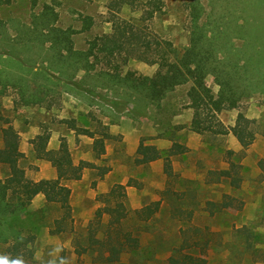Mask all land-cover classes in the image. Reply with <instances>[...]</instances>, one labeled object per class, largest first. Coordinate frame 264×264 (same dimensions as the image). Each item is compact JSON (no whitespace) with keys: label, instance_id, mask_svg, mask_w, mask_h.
Listing matches in <instances>:
<instances>
[{"label":"rangeland","instance_id":"rangeland-1","mask_svg":"<svg viewBox=\"0 0 264 264\" xmlns=\"http://www.w3.org/2000/svg\"><path fill=\"white\" fill-rule=\"evenodd\" d=\"M193 1L165 0L156 17L142 23L148 39L171 41L181 56L190 45ZM201 2L206 9L201 22L208 20L206 16L212 8L217 14L231 9L239 25L261 30L264 36V0ZM110 3L111 0H11L0 5V69L9 78L22 76L28 80L37 91L31 89L33 93L28 92L27 96L31 94L42 101L23 105L20 88L0 81V147L4 144L2 128L23 134L25 153L21 163L30 178L36 175L39 160L44 159V151L29 146L32 140L28 131L32 128L31 136L36 134L34 131L42 134L52 129L67 134L68 126L74 123L97 135L107 126L111 135L106 153L98 159L93 154V139L85 136L73 140L70 151L74 159L83 153L88 161L92 158L94 165L86 178L71 188L72 212L67 220L58 206H42V199L31 204L22 222L35 236L30 245L34 261L23 258L24 264H48L57 247L63 249L59 255L68 257L71 264H95L98 255L93 253V242L103 243L108 237L110 219L103 212L102 195L117 184L126 185L131 219L125 227L134 232L137 245L136 250L123 254V264H164L182 243L193 245L195 241L200 244L188 251L206 258L208 264H264V80L238 108L218 115L225 125L223 134L198 133L191 129V83L176 87L155 102L145 93L133 92L122 79L129 71L139 77L152 76L157 65L131 58L121 64L118 78L104 73L113 72L106 62L88 72L66 52L65 58L59 57L50 43L28 42L23 34L35 15L50 5L58 14L55 25L64 29L80 30L85 17L93 19L90 30L73 36L74 49L85 51L96 36L116 31L117 17L137 22L143 14V8L133 4L111 11ZM214 19L222 20L219 16ZM223 19L228 20L227 14ZM233 41L241 46L244 40L237 34ZM259 42L264 45V37ZM122 57L118 56L116 62L120 63ZM255 67L264 74V65ZM205 83L218 92L213 75L208 74ZM241 115L250 119L256 136L245 149L232 132ZM141 142L164 153L174 143L185 148L183 153L170 156L172 176L165 172L164 156L143 162L138 154ZM77 152L80 153L76 157ZM227 170L241 179L239 187L223 174ZM7 174V169L0 168V178ZM154 202H160V208L150 219L135 215L136 210ZM224 202L231 204L218 207ZM52 229L57 233H52ZM81 245L89 249L79 255L77 248ZM8 246L0 242V254H8Z\"/></svg>","mask_w":264,"mask_h":264},{"label":"trees","instance_id":"trees-1","mask_svg":"<svg viewBox=\"0 0 264 264\" xmlns=\"http://www.w3.org/2000/svg\"><path fill=\"white\" fill-rule=\"evenodd\" d=\"M220 1L230 3L229 0ZM10 2L11 0H0V5ZM201 3V0H194L191 4L190 45L181 56L178 55L171 41L157 37L150 40L145 33L144 22L156 17L165 5V0H111V11L121 10L126 4H133L141 6L143 14L137 22L117 17L116 31L96 36L89 41V47L85 51L74 49L73 36L90 30L94 25L93 19L85 17L80 30L72 27L64 29L55 25L58 14L50 5H45L43 11L35 15L34 22L27 26L25 31L23 30V34L28 42L39 45L50 43V47L59 57L65 58L63 55L66 52L88 72L92 71L97 64L106 62L113 72L107 70L104 73L118 78L121 64H127L131 58L157 65L158 69L152 76L139 77L136 73L129 71L122 81L129 85L133 92L145 93L155 102L161 101L176 87L191 83L188 90V97L193 108L191 129L198 133L210 132L220 135L225 132V125L218 115L224 110L238 108L244 99L260 88L261 81L264 80L262 71L255 67V65L258 67V64L264 65V55H261V52H264V45L259 42L260 37L264 36H261V30H252V28L250 30V26L239 25L236 22L238 18H234L235 14L231 9H228L227 13L217 14V10L212 8L210 15L206 16L208 20L201 22L206 10ZM226 14L228 20L223 19ZM213 16H219L225 22L215 20ZM236 33L244 40L241 46H236L233 41ZM19 40L24 41L22 38ZM118 56H123L122 63L116 62ZM208 74L214 76L219 86L218 92L205 83ZM0 81H7L8 84L20 88L23 105L42 102L40 97L31 96V94L27 96L28 92L33 93L31 89L37 91V88H33L22 76L20 79H12L4 76L0 69ZM250 124V119L241 115L236 125L232 127V132L244 149L248 148L256 137ZM70 127L79 134L93 139L92 150L97 158L106 153V142L111 136L106 130L107 126H104L105 131L100 135L88 128L78 127L74 123H70ZM1 133L4 144L0 147V168L7 169L8 174L0 178V242L9 244L7 252L11 256L18 255L34 261L30 245L34 242L35 236L22 222L24 214L29 212L32 201L38 194H44L47 200L46 205H55L64 210L63 219L67 220L72 212V190L64 182L81 179L84 168L92 167L94 164L85 160L75 164L72 152L65 142L58 150H48L47 144L51 133L44 132L38 135L33 143L44 150L43 158L52 163L58 176L56 179L35 181L26 175V169L22 166L24 153L20 150L21 138L18 131L4 127ZM184 150L182 145L174 143L164 153L154 145H145L141 142L138 154L145 164L164 156L165 172L172 176L170 156L183 153ZM223 174L231 177L232 185L239 187L240 178L235 177L230 170L223 171ZM125 190L126 185L117 184L110 192L102 195L105 204L103 212L108 214L110 219L106 227L108 237L103 243L93 242L95 246L93 253L98 255L95 264H123L121 262L123 254L137 248L134 232L126 230L125 227L126 222L131 219L126 205ZM226 204L231 203L224 202L218 204V207L222 208ZM159 208L160 202H154L136 210L135 215L142 220H148L157 213ZM199 242L195 241L193 245L187 242L182 243L180 247L174 249L164 264H208L206 258L188 251L192 246L199 245ZM88 249L83 245L80 248L78 246L77 253L84 254L88 252Z\"/></svg>","mask_w":264,"mask_h":264},{"label":"crops","instance_id":"crops-1","mask_svg":"<svg viewBox=\"0 0 264 264\" xmlns=\"http://www.w3.org/2000/svg\"><path fill=\"white\" fill-rule=\"evenodd\" d=\"M33 129L34 128H32L31 131H28V133H30L29 134V138H31V140H32L31 142H29V146L31 148H33V149L37 148L40 151H44L41 148H39L36 144L33 143V140L37 137V134H40L39 131L38 132L34 131L36 134L31 136V132H33ZM68 129H69V132L67 134L65 132H63V133L60 132V131L58 132L57 131L58 129H52L51 130L52 132L50 131L51 137H50V140H49V142L47 144V149L48 150H52V149L53 150H58V149L62 148L63 143L65 142V143H67L69 149L71 150L74 147L73 140H75L77 137H79V138H83L84 137L85 138V136H87V135H84V134H79L74 128H71L70 125L68 126ZM19 134H21L23 136V134L21 132ZM21 135H20V138H21ZM22 145H23V142H21V140H20V150L23 153H25V151L23 150V146ZM75 149H77L76 146H75ZM78 153H80V152H77L76 157H77ZM93 154H94V152H93ZM72 155H73V152H72ZM94 156H95L96 159H98L95 154H94ZM77 158L78 159H74V156H73V160H74L75 164H79L80 163L79 161H81V160L88 161L87 156L85 154H83V153H82V155L80 157H77ZM89 161L92 162V158L89 159ZM88 169H90V167L84 168L81 179H79V180H67L68 182H66V181L64 182L65 185L68 186L69 188H72L74 183H76L77 181H80V180H84L86 178V174L88 172ZM26 175H27V172H26ZM57 176L58 175H57L56 168L52 165V163L49 160L44 158V159H40L39 160L38 168L36 170V175L35 176H31L30 179H33L35 181H40V180H43V179H56ZM71 198H72V196H71ZM41 199L43 200L42 206H45L47 204V200H46V197H45L44 194H38L34 198V200L32 201V204H35L37 201H39ZM51 231H52V233H57L54 229H52Z\"/></svg>","mask_w":264,"mask_h":264},{"label":"clouds","instance_id":"clouds-1","mask_svg":"<svg viewBox=\"0 0 264 264\" xmlns=\"http://www.w3.org/2000/svg\"><path fill=\"white\" fill-rule=\"evenodd\" d=\"M61 247L55 249L56 255L48 261V264H71L68 257L59 255L62 252ZM0 264H24V259L18 255L13 257L10 254H0Z\"/></svg>","mask_w":264,"mask_h":264}]
</instances>
